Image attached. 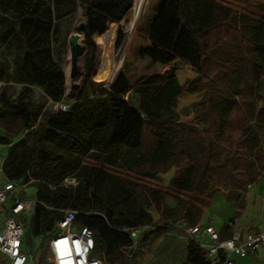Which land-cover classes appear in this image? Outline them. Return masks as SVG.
<instances>
[{
	"label": "trees",
	"instance_id": "1",
	"mask_svg": "<svg viewBox=\"0 0 264 264\" xmlns=\"http://www.w3.org/2000/svg\"><path fill=\"white\" fill-rule=\"evenodd\" d=\"M146 1H136L126 43ZM237 1L264 13V0ZM133 5L134 0H0V124L16 123L23 134L8 148L3 169L8 179L36 189L25 236L32 232L46 240L63 210H77V225L94 233L93 255L108 264L126 263L122 248L131 238L125 228L156 227L140 236L138 251L151 233L180 220L200 223L204 211L196 202L208 204L205 198L223 187L229 188L228 200H239L242 190L264 180V18L221 0H171L155 13L149 40L159 63L181 60L196 75L181 82L171 67L135 86L123 71L111 83L97 82L94 34L122 21ZM79 9L88 45L85 72L68 108L55 111L51 105L64 103L66 74L53 50L60 23ZM125 36L120 26L117 47ZM37 88L43 101L35 99ZM202 91L194 104L198 114L181 121L179 98ZM203 118L207 127L198 124ZM0 143L9 140L0 136ZM170 169V183L185 196L131 175L155 179ZM63 170L74 172L77 183L60 184ZM219 256L213 263L208 250L190 238L182 264H219L225 257L222 251Z\"/></svg>",
	"mask_w": 264,
	"mask_h": 264
},
{
	"label": "rangeland",
	"instance_id": "2",
	"mask_svg": "<svg viewBox=\"0 0 264 264\" xmlns=\"http://www.w3.org/2000/svg\"><path fill=\"white\" fill-rule=\"evenodd\" d=\"M136 1L134 0V5L131 10L126 14L122 21H112L109 22L106 27L94 34V41L96 44V62L95 69L92 73V77L97 82H103L104 84L110 83L113 80L115 75L119 71H123L132 86H135L142 79L154 73H164L166 69L175 67L178 73L179 79L181 82H184L186 78L194 77L195 73L192 74V69L190 66L185 63L178 61L172 63V65H161L158 62L154 48L148 38L146 29L148 28L149 17L152 13L159 7L161 4L166 3L170 0H147L143 12L138 20L134 32L132 34L129 45L126 49L127 37L129 33V27L135 16ZM224 3H227L233 8H236L242 14L249 15L253 18H264V13L254 7H251L244 3L243 1L237 0H221ZM84 17L81 14V9H79L74 17L67 18L62 20L60 23L59 31V41L55 43L53 50L54 59L61 66L64 73L66 74V93L64 97V104H69L75 98L77 89L82 81L84 76V58L79 61V68L76 77L72 78L71 73V61H70V45H69V35L71 33H78L81 36V41L84 46V54L87 51L88 45L85 40L84 32L80 28ZM148 20V21H147ZM123 28V31L126 33L125 39L121 45L117 47L116 40L118 35L119 27ZM126 50V51H125ZM15 50L13 49L8 56L13 60L15 58ZM125 52V53H124ZM85 57V55H84ZM83 61V68H82ZM14 89L18 86L13 85ZM204 96V91L194 92V93H185L183 94L178 101L177 111L179 114V119L184 122L192 120L199 112L200 109L194 104L198 102ZM36 100H44L43 91L40 88L36 89L35 92ZM54 105H51L53 109ZM198 124L203 127H207L208 119L203 118ZM18 126L16 123L12 125L0 124V136H3L9 140V147L12 144L16 143L23 134H18ZM8 147V148H9ZM8 149L5 145L0 144V158L7 153ZM83 162L88 161L86 158L81 159ZM1 167V164H0ZM172 172L173 169H170L166 173L160 174L159 178H143L142 176H137L131 174L132 177L140 178L145 184L161 189L164 192L173 194V195H183L178 192L174 186L170 183L172 177H170L169 172ZM175 173V169H174ZM174 176V175H173ZM22 197L26 199L36 200L35 187L28 186L26 189L20 191ZM171 200L172 198H168ZM173 201V200H171ZM10 202L3 204L4 208L9 207ZM32 205L30 209L23 212L19 218L24 223L27 220L31 223L32 212L34 206ZM151 212L154 213V209L151 208ZM4 213H0V223L3 221ZM27 225H25L26 227ZM144 232V231H143ZM184 231L174 229L173 227L170 230H167L162 233H154L152 239L148 242L142 244V249L138 251L135 256L133 254L132 262L135 264H182L185 260V250L183 248L182 237ZM50 235H52L50 233ZM142 235V234H141ZM138 236V239L140 236ZM25 239V249L27 251H35L38 246L43 242L44 238L38 236L31 232L28 236L24 237ZM136 259V261H135Z\"/></svg>",
	"mask_w": 264,
	"mask_h": 264
},
{
	"label": "built area",
	"instance_id": "3",
	"mask_svg": "<svg viewBox=\"0 0 264 264\" xmlns=\"http://www.w3.org/2000/svg\"><path fill=\"white\" fill-rule=\"evenodd\" d=\"M1 85L0 81V87ZM53 105L55 111L68 108L64 103ZM6 175L3 166L0 167V176ZM61 176L60 184L77 183V177L72 171L63 170ZM27 187V182H17L10 178H6L0 185V213H4L0 223V252L8 258V264H108L93 255L96 247L95 236L89 227L77 225L80 212L67 208L63 210L64 215L57 222V230L35 251H27L24 244L25 225L19 217L36 203V200L26 199L20 194V191ZM174 188L181 194L180 189L175 186ZM7 202H10L9 207L4 208L3 204ZM172 227L183 228L190 238L197 240L201 247L208 250L213 263L219 262L221 251L225 257L219 264H238L235 256L246 258L250 252L264 250V232L248 233L245 236L234 235L223 239L218 230L210 224L188 226L184 220H180ZM155 228L154 225L125 228L131 238L130 245L122 248L123 253L127 255L125 264H132L133 254L138 248V236Z\"/></svg>",
	"mask_w": 264,
	"mask_h": 264
},
{
	"label": "crops",
	"instance_id": "4",
	"mask_svg": "<svg viewBox=\"0 0 264 264\" xmlns=\"http://www.w3.org/2000/svg\"><path fill=\"white\" fill-rule=\"evenodd\" d=\"M166 3L161 4V6H163ZM158 8L150 16V19L148 22V28L146 29L148 38H149V32H150V25H151L152 19L155 13L157 12ZM178 61H181V60H177L176 62ZM183 63L190 66L186 62H183ZM168 65H172V63ZM169 69L170 68L166 70H169ZM194 73L195 72L193 71L192 74ZM5 146L8 149L9 145L5 144ZM6 154L0 158L1 167L3 166L4 160H6L5 159ZM168 174H170V177H173L174 169L172 172L170 171ZM6 178H7L6 176H0V185H2L6 181ZM228 193H229V188L223 187L220 192L215 194L214 198H205L208 201V204L204 205V204H199L198 202H196L204 211L201 222L198 224L213 225L218 230L220 237L225 238V239L231 238L234 235L245 236L248 233L264 232V180L263 178L262 177L259 178L257 182L252 183L245 190H242L241 197H240L241 199L239 200H228L227 198ZM35 194H36V189H35ZM171 200L168 199L169 205L172 207H175L177 205V200L173 198ZM241 200L245 201L244 207H240L239 205V202ZM153 216H154V219L156 220L159 214L156 211H154ZM174 229L184 231L183 228L182 229L174 228ZM153 234L154 233L149 234V237H148L149 239H147L146 242L152 239ZM181 237L183 240V248L186 254V245L190 237L187 235L186 232ZM141 249H142V246L138 251H140ZM138 251H135V256L138 253ZM234 258L238 264H264V250L259 249L257 251L250 252L246 258L236 257V256ZM0 264H8V258L4 256L1 252H0ZM135 264H137V261L135 262Z\"/></svg>",
	"mask_w": 264,
	"mask_h": 264
},
{
	"label": "water",
	"instance_id": "5",
	"mask_svg": "<svg viewBox=\"0 0 264 264\" xmlns=\"http://www.w3.org/2000/svg\"><path fill=\"white\" fill-rule=\"evenodd\" d=\"M85 24L82 22L80 28H84ZM69 45H70V61H71V77L74 78L77 75L79 68L80 59L84 58V46L81 41V36L78 33H71L69 35ZM84 61V60H83Z\"/></svg>",
	"mask_w": 264,
	"mask_h": 264
},
{
	"label": "bare ground",
	"instance_id": "6",
	"mask_svg": "<svg viewBox=\"0 0 264 264\" xmlns=\"http://www.w3.org/2000/svg\"><path fill=\"white\" fill-rule=\"evenodd\" d=\"M142 12H143V10H142L141 13L139 14L138 20H140L139 18H140V16H141ZM138 20H137V22H138ZM137 22H136V25H137ZM135 27H136V26H135ZM131 37H132V36H131ZM131 37H130L128 43H127L126 49H127L128 45H129V42H130V40H131ZM125 51H126V50H125ZM124 53H125V52H124Z\"/></svg>",
	"mask_w": 264,
	"mask_h": 264
}]
</instances>
